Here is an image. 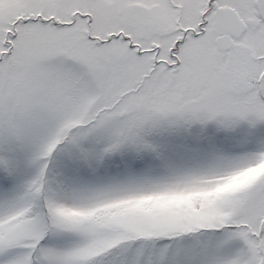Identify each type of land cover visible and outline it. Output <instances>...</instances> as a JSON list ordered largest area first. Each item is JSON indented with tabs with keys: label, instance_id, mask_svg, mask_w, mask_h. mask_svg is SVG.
I'll list each match as a JSON object with an SVG mask.
<instances>
[{
	"label": "snow or ice",
	"instance_id": "obj_1",
	"mask_svg": "<svg viewBox=\"0 0 264 264\" xmlns=\"http://www.w3.org/2000/svg\"><path fill=\"white\" fill-rule=\"evenodd\" d=\"M0 264H264V0H0Z\"/></svg>",
	"mask_w": 264,
	"mask_h": 264
}]
</instances>
